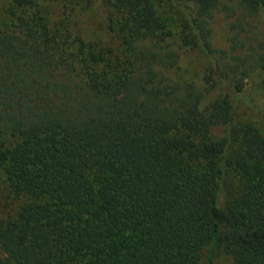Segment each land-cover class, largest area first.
<instances>
[{
  "label": "trees",
  "instance_id": "trees-1",
  "mask_svg": "<svg viewBox=\"0 0 264 264\" xmlns=\"http://www.w3.org/2000/svg\"><path fill=\"white\" fill-rule=\"evenodd\" d=\"M171 1L180 31L155 0H99L102 42L73 7L6 0L0 264H264V134L233 104L264 90V0ZM188 50L198 76H169Z\"/></svg>",
  "mask_w": 264,
  "mask_h": 264
},
{
  "label": "rangeland",
  "instance_id": "rangeland-1",
  "mask_svg": "<svg viewBox=\"0 0 264 264\" xmlns=\"http://www.w3.org/2000/svg\"><path fill=\"white\" fill-rule=\"evenodd\" d=\"M185 3V0H176ZM41 4L45 9L48 19L51 21H59L73 7L72 17L78 25L88 32L96 34L102 42H108V34L105 31L104 13L101 10L99 0H41ZM156 7L161 17L173 30H181V11L171 0H155ZM6 5V0H0V13ZM1 20V16H0ZM261 27L264 30V11L260 14ZM94 31V32H93ZM264 33V31H263ZM183 61V68L180 71L172 72L169 76H177L181 80L190 81L194 75L199 74V66H201V57L196 50H188ZM201 70V69H200ZM245 96L233 98L235 118L240 121H249L256 125L264 134V90L259 87L258 78L254 77L249 80L244 89ZM252 103L248 104L246 98ZM2 173L0 171V178ZM0 194V216L12 214L15 210L13 198L3 189ZM12 198V199H11ZM0 260L3 255L0 254ZM211 264H232L224 253L215 250Z\"/></svg>",
  "mask_w": 264,
  "mask_h": 264
}]
</instances>
